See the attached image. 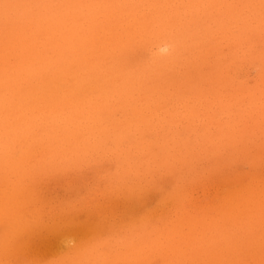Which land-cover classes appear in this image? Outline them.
<instances>
[{"label":"rangeland","instance_id":"rangeland-1","mask_svg":"<svg viewBox=\"0 0 264 264\" xmlns=\"http://www.w3.org/2000/svg\"><path fill=\"white\" fill-rule=\"evenodd\" d=\"M0 181V264H264V0H0Z\"/></svg>","mask_w":264,"mask_h":264},{"label":"bare ground","instance_id":"bare-ground-1","mask_svg":"<svg viewBox=\"0 0 264 264\" xmlns=\"http://www.w3.org/2000/svg\"><path fill=\"white\" fill-rule=\"evenodd\" d=\"M154 51V50H153ZM157 51V50H156ZM155 51V52H156ZM255 65H256V63H255ZM259 66V65H258ZM238 69V68H237ZM248 83V82H247ZM109 100V99H108ZM83 104V103H82ZM103 106V105H102ZM126 107V106H125ZM64 109V108H63ZM111 109V108H110ZM107 110V109H106ZM105 110V111H106ZM66 111V110H65ZM72 111V110H71ZM74 111V110H73ZM114 111V110H113ZM118 111V110H117ZM132 111V110H131ZM51 113V112H50ZM79 114V113H78ZM96 114V113H95ZM103 114H104V112H103ZM112 114V113H111ZM9 115V114H8ZM77 115V114H76ZM87 115V114H86ZM100 115V114H99ZM102 115V114H101ZM130 115V114H129ZM160 115V114H159ZM2 116V115H1ZM126 116H127V114H126ZM3 117V116H2ZM115 117V116H114ZM63 118V117H62ZM134 118V117H133ZM122 119V118H121ZM93 120V119H92ZM116 120V119H115ZM87 122V121H86ZM14 123V122H13ZM96 123V122H95ZM135 125V124H134ZM28 126V125H27ZM90 126H92V125H90ZM94 126V125H93ZM139 126V125H138ZM10 127V126H9ZM40 127H41V125H40ZM96 127V126H95ZM11 128H13V127H11ZM86 128V127H85ZM8 129V128H7ZM96 130V129H95ZM97 130H98V128H97ZM116 130V129H115ZM33 131V130H32ZM60 131V130H59ZM92 132V131H91ZM4 133V132H3ZM19 134V133H18ZM129 134V133H128ZM151 134V133H150ZM55 135V134H54ZM9 136V135H8ZM33 136V135H32ZM128 136V135H127ZM21 137V136H20ZM28 137V136H27ZM88 137V136H87ZM9 138V137H8ZM104 138H105V136H104ZM47 139V138H46ZM35 140V139H34ZM86 140V139H85ZM24 141V140H23ZM36 141V140H35ZM72 142V141H71ZM76 142V141H75ZM109 142V141H108ZM94 143V142H93ZM30 145V144H29ZM69 145H71V144H69ZM92 145V144H91ZM74 147V146H73ZM87 153V152H86ZM82 155V154H81ZM39 156H42V155H39ZM36 158L38 157V156H35ZM30 158H32V157H30ZM27 159V158H26ZM9 160V159H8ZM28 161V160H27ZM13 164V163H12ZM36 167V166H35ZM2 174V173H1ZM36 178V177H35ZM25 179H27V178H25ZM26 181V180H25ZM1 182V181H0ZM3 185V184H2ZM36 186V185H35ZM218 189V188H217ZM215 192V191H214ZM220 196V195H219ZM114 199V198H113ZM219 199V198H218ZM194 203V202H193ZM197 203H200V202H197ZM73 204V203H72ZM2 211V210H1ZM25 211V210H24ZM101 214V213H100ZM5 215V214H4ZM92 215V214H91ZM115 216V215H114ZM6 217H7V213H6ZM9 217V216H8ZM0 218H2V217H0ZM15 219V218H14ZM1 220V219H0ZM4 221H5V219H3ZM7 220V219H6ZM2 221V220H1ZM9 222V221H8ZM126 225V224H125ZM60 229V228H59ZM68 229V228H67ZM50 233V232H49ZM58 236V235H57ZM75 236V235H74ZM62 237V236H61ZM70 237V236H69ZM69 237H67V238H69ZM72 237V236H71ZM33 238V237H32ZM36 238V237H35ZM49 238V237H48ZM57 238V237H56ZM59 238V237H58ZM66 239V238H65ZM72 239V238H71ZM55 240V239H54ZM57 240V239H56ZM62 240V239H61ZM51 241V240H50ZM67 241V240H66ZM31 242V241H30ZM43 242V241H42ZM70 242V241H69ZM53 243V242H52ZM55 243V242H54ZM57 243V242H56ZM62 243V242H61ZM64 243V242H63ZM58 244V243H57ZM56 244V245H57ZM60 244V243H59ZM32 245V244H31ZM36 246V245H35ZM34 246V247H35ZM28 247V246H27ZM59 247V246H58ZM29 248V247H28ZM39 250V249H38ZM37 250V251H38ZM57 250V249H56ZM27 251V250H26ZM31 251H33V250H31ZM30 251V252H31ZM54 252V251H53ZM49 253V252H48ZM55 253V252H54ZM29 254V253H28ZM57 254V253H56ZM19 255V254H18ZM44 255V254H43ZM48 255V254H47ZM36 256V255H35ZM16 258V257H15ZM20 258V257H19ZM9 261V260H8ZM42 261V260H41Z\"/></svg>","mask_w":264,"mask_h":264}]
</instances>
